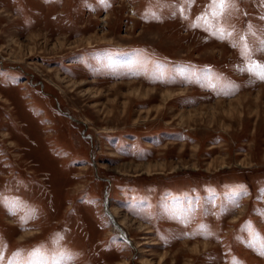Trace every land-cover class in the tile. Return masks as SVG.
<instances>
[{
    "label": "rangeland",
    "instance_id": "obj_1",
    "mask_svg": "<svg viewBox=\"0 0 264 264\" xmlns=\"http://www.w3.org/2000/svg\"><path fill=\"white\" fill-rule=\"evenodd\" d=\"M208 3L0 0L4 264H264V3Z\"/></svg>",
    "mask_w": 264,
    "mask_h": 264
},
{
    "label": "snow or ice",
    "instance_id": "obj_2",
    "mask_svg": "<svg viewBox=\"0 0 264 264\" xmlns=\"http://www.w3.org/2000/svg\"><path fill=\"white\" fill-rule=\"evenodd\" d=\"M193 2L194 0H183V3L186 5H191ZM261 2L264 3V0H261ZM236 4L237 0H209L208 5L205 7V11L197 17V20L201 23L198 24L193 22L191 27H203L209 35L215 37L216 39L220 41L229 40L232 37V32L227 31L222 24L226 21L227 15L230 14V10L236 9ZM260 18L264 20V16H261ZM252 28L253 26L249 24V33L252 32ZM260 31L264 34V29H261ZM231 43L234 48L238 46V42L232 41ZM258 45V47L253 49L248 43L244 42L243 36L240 37V55L248 61V66L246 68H242L241 71H247L257 79L264 81V64L256 63L251 59L253 52H264V38H260L258 40ZM203 75L207 78L211 76V73L210 71L205 70ZM32 258V256L29 257V264H31ZM4 259V256L0 254V264H4ZM8 264H16V257L14 256L11 260H9Z\"/></svg>",
    "mask_w": 264,
    "mask_h": 264
},
{
    "label": "bare ground",
    "instance_id": "obj_3",
    "mask_svg": "<svg viewBox=\"0 0 264 264\" xmlns=\"http://www.w3.org/2000/svg\"><path fill=\"white\" fill-rule=\"evenodd\" d=\"M237 100V99H236ZM223 101L222 100H220V101H215L214 103H213V107H212V109H211V111H210V113H209V116L212 118V119H214V117H218L217 115H219V113L216 111V108H219L220 107V105H222L223 103H222ZM231 102H228V105L229 106H231ZM255 104V100L252 102V103H248V100L246 101V103H245V105H246V108H241V111H239L237 108H235V111L232 113V115L230 116V117H233L234 118V116L236 115L237 116V118L239 119V121H242L241 119L244 117V112L245 111H247V112H250L251 110V106L252 105H254ZM261 111V110H260ZM259 110H257L256 111V113H255V115H259V112H260ZM246 112V113H247ZM239 114V115H238ZM243 115V116H242ZM208 116V115H207ZM242 116V117H241ZM235 119V118H234ZM258 119V120H257ZM256 120L257 121H259V119H260V117L259 118H257ZM181 120H183V119H181ZM194 121H195V118H194ZM197 122L195 121V123L193 124V125H195ZM204 122H202L201 124H203ZM206 125V124H205ZM173 170H174V168H173ZM149 171V167H148V165L146 166V170H145V172H148ZM107 207V206H106ZM110 211H111V209H110ZM109 213V217L112 219V218H114V215H113V213L112 212H108ZM116 222V221H115ZM116 223H118V222H116ZM118 225H120V223L118 224ZM121 231L122 232H119L120 234H121V236L122 237H124V238H127V234H126V232L124 231V230H122L121 229ZM204 245V244H203ZM205 246V245H204Z\"/></svg>",
    "mask_w": 264,
    "mask_h": 264
},
{
    "label": "water",
    "instance_id": "obj_4",
    "mask_svg": "<svg viewBox=\"0 0 264 264\" xmlns=\"http://www.w3.org/2000/svg\"><path fill=\"white\" fill-rule=\"evenodd\" d=\"M105 205H106V202H105ZM105 210L107 211L106 207H105ZM113 223L117 227L118 230H121L120 227L118 226V224L114 220H113Z\"/></svg>",
    "mask_w": 264,
    "mask_h": 264
}]
</instances>
